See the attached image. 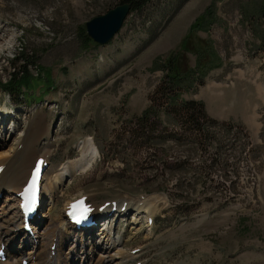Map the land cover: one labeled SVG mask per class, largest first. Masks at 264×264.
<instances>
[{
  "label": "rangeland",
  "instance_id": "obj_1",
  "mask_svg": "<svg viewBox=\"0 0 264 264\" xmlns=\"http://www.w3.org/2000/svg\"><path fill=\"white\" fill-rule=\"evenodd\" d=\"M121 2L0 0V34L7 40L0 49V82L21 63L39 76L15 93L0 85V153L8 152L10 143L1 144L7 134H25L26 143L34 138L39 155L48 153L51 160L42 186L50 196L58 191L59 169L83 157L85 140L99 148L89 167L66 179L56 201H43L34 221L45 217L67 231L63 204L80 193L98 201L146 198L155 209L152 226L146 221L150 214L134 223L135 212L129 211L112 224L106 219L86 229L103 246L115 243L111 254H118L117 261L124 256L127 264H264V0H151L131 10L107 43H84L86 21ZM210 4L213 22L191 31ZM187 36V46L180 47ZM206 49L214 58L206 60L201 75L197 61ZM215 56L219 64L209 69ZM169 57L186 72L173 89L175 101L202 100L207 115L219 121L207 123L202 145L193 150L173 132L162 134L160 142L145 137L180 129L161 104L165 95L153 101L143 132L137 121L152 103ZM9 106L13 116L5 118ZM84 136L78 149L75 142ZM176 161L185 163L173 168ZM7 207L17 209V201L5 191L0 214ZM37 231L44 232L42 226ZM33 240H39L35 232Z\"/></svg>",
  "mask_w": 264,
  "mask_h": 264
},
{
  "label": "bare ground",
  "instance_id": "obj_2",
  "mask_svg": "<svg viewBox=\"0 0 264 264\" xmlns=\"http://www.w3.org/2000/svg\"><path fill=\"white\" fill-rule=\"evenodd\" d=\"M3 39L4 38H2L0 34V49L3 44H7L6 39L4 43L2 42ZM9 115H11V112L8 111L7 115L4 116L5 118H7ZM14 134L16 133L12 131V135ZM24 135L20 134L16 136V138H12L10 134H7V139H5V142L3 140L1 141L2 145L6 143H10V145L7 153H0V164L4 165L3 170L0 172V191L4 189L9 194H11V191L18 190L27 177L30 167L32 166V164H34L35 158L37 156H40L38 152L39 150L34 145V138L26 143V138H24ZM20 143H22V147H20ZM47 143L49 142L47 141ZM81 149L83 152L82 158L63 165L59 169L60 171L56 175L57 180L55 181V188H58V191L54 194L50 193L52 195L49 196L47 190H44V192L42 190V205L43 201L45 202L48 196L52 200L56 201L59 194L63 193L64 191L63 187L65 186L66 179L68 177H72L76 170H83L89 167V165L92 164L97 156V153L99 152L97 145L89 138L83 142V146ZM145 199H135L133 201L127 202L121 201L119 202V204L121 206L123 203H126L127 210H134V223H139L141 221V217H143V214L148 213L150 214V216H153L154 214L155 209H153L150 201H145ZM154 202H156V200ZM120 206L116 208V212L112 213V218H110L111 215L109 216L110 221H112L110 224L113 223L114 218L117 219L119 216L125 215V213H122V211H120ZM3 209L4 210L0 214V241H3L7 244V256L6 260L0 259V264H20V259L24 256H28L30 258L29 264H76V261L78 259L81 261V264H127V257L120 256V261H117L116 259L118 258V254H111V248L113 245H115V243L111 244L109 242L105 246H103L95 239L93 233L86 229L83 231L74 230L72 226L66 222V219H64L63 221L67 225V231H64L59 226H55L51 222H47V220H45V217L42 218V220L36 219L35 221H33L32 227L34 228V232L38 234L39 240H33V242L30 243L31 236H29L28 233H26L21 228V214L18 210V207L14 210L12 207ZM40 226H42L44 230L43 233H39L37 231L38 227ZM104 226L106 225H103V227ZM73 239L75 240V248L74 246H72L69 250H67L69 241ZM115 241L121 244V236L119 234L118 236H116ZM38 242L41 243L39 244ZM53 242L56 243L55 253L50 256V245ZM32 244H34L35 247L29 248V246ZM78 248L84 250V254L86 255H79L76 252V249ZM90 252H92V254H89Z\"/></svg>",
  "mask_w": 264,
  "mask_h": 264
},
{
  "label": "trees",
  "instance_id": "obj_3",
  "mask_svg": "<svg viewBox=\"0 0 264 264\" xmlns=\"http://www.w3.org/2000/svg\"><path fill=\"white\" fill-rule=\"evenodd\" d=\"M122 1H129L131 3L130 11L133 9H138V10L142 9L146 4L151 2V0H122ZM215 16L216 15H215L214 5L213 4L208 5L205 11L199 14L191 23L190 30L195 31L199 28H207L206 26H208L210 23L213 22ZM81 36L84 43H87L88 41L91 40L93 41V39L85 32H82ZM187 43H188V36L184 37V40L182 41L180 47L187 46ZM21 54L23 55L24 53L22 52ZM202 55L203 57L200 56L198 58L197 70L199 74L205 75L208 68L207 65L208 63H206V60L210 58H214V55L213 57H211V53L208 49H206L205 53ZM19 58L20 55L16 57V59ZM29 60L30 59H28V61ZM215 60H217V63L211 64L209 69L218 66L219 60L217 59L216 56H215ZM174 62L175 61L172 57H169L166 60L165 62L166 65H164L163 78L161 82L158 83L153 94L151 95L152 103L144 110V112L141 113V115H139L137 121L138 124L141 125L140 130L143 132L145 128L148 127L147 123L151 114L150 110L153 107V103H154L153 101L156 100V96L158 94L160 96L165 95L164 100L162 101L161 104L165 105V109L169 114H172L173 116L172 119L177 123L180 129L177 131H172V130L168 131L169 130L168 128H164L162 133L155 135L149 133L151 134V136H149V134L147 133L145 137L150 140L159 141V140H163L162 134L173 132L172 137H174L177 142L181 143V141L185 139L184 143L190 146V150L191 149L193 150L195 145H202V138L206 132L207 123L217 124L219 123V121L207 115L204 107V102L202 100L196 98H189V99H183L180 102L175 101L177 99L176 97H173L172 94L173 89L175 86L179 85V83L182 80H185L184 74L186 72L182 71L181 68ZM38 77L39 76H36V78ZM34 78L35 77L29 72L27 65L21 63L11 73L10 78L6 82H0V85L4 90H7L8 92L11 93H15V92H19L23 87H27V88L32 87L34 85L33 84ZM36 78L34 80H36ZM200 81L202 80L200 79ZM169 95L173 97L172 100V102H174L173 105H170L169 103V99H168L170 97ZM221 124H224V122L222 121ZM187 130L190 132H195L194 135L193 136L191 134L186 135L188 132ZM155 144L158 145L160 143L155 142ZM157 145L154 146L157 147ZM154 153H156L157 155L158 153H160V151H157V149L155 148ZM176 162L178 163L177 165L176 164L173 165V168H178V167L181 168L185 163L184 161H176ZM213 162H210L209 164L211 165L213 164ZM163 164L165 168L166 162H163Z\"/></svg>",
  "mask_w": 264,
  "mask_h": 264
},
{
  "label": "water",
  "instance_id": "obj_4",
  "mask_svg": "<svg viewBox=\"0 0 264 264\" xmlns=\"http://www.w3.org/2000/svg\"><path fill=\"white\" fill-rule=\"evenodd\" d=\"M131 3L122 1L86 21L87 34L97 43H107L122 27L130 11Z\"/></svg>",
  "mask_w": 264,
  "mask_h": 264
},
{
  "label": "snow or ice",
  "instance_id": "obj_5",
  "mask_svg": "<svg viewBox=\"0 0 264 264\" xmlns=\"http://www.w3.org/2000/svg\"><path fill=\"white\" fill-rule=\"evenodd\" d=\"M82 203H83V201L78 202V204H82ZM73 207L75 208V207H77V205H73Z\"/></svg>",
  "mask_w": 264,
  "mask_h": 264
},
{
  "label": "crops",
  "instance_id": "obj_6",
  "mask_svg": "<svg viewBox=\"0 0 264 264\" xmlns=\"http://www.w3.org/2000/svg\"><path fill=\"white\" fill-rule=\"evenodd\" d=\"M261 199H263V197H262V198H260V200H261Z\"/></svg>",
  "mask_w": 264,
  "mask_h": 264
}]
</instances>
